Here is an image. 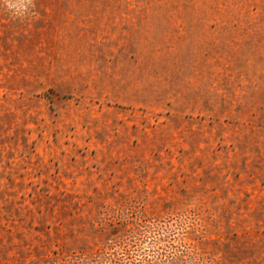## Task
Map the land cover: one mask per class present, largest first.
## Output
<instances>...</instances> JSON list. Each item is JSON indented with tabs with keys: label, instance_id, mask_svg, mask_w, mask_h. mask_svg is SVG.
<instances>
[{
	"label": "rangeland",
	"instance_id": "rangeland-1",
	"mask_svg": "<svg viewBox=\"0 0 264 264\" xmlns=\"http://www.w3.org/2000/svg\"><path fill=\"white\" fill-rule=\"evenodd\" d=\"M0 264H264V0H0Z\"/></svg>",
	"mask_w": 264,
	"mask_h": 264
},
{
	"label": "clouds",
	"instance_id": "clouds-1",
	"mask_svg": "<svg viewBox=\"0 0 264 264\" xmlns=\"http://www.w3.org/2000/svg\"><path fill=\"white\" fill-rule=\"evenodd\" d=\"M5 7L14 17H24L29 14L31 0H4ZM147 254H152V249L149 247L144 250Z\"/></svg>",
	"mask_w": 264,
	"mask_h": 264
}]
</instances>
